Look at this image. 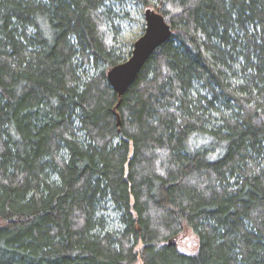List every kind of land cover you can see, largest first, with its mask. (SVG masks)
<instances>
[{
  "label": "trees",
  "instance_id": "1",
  "mask_svg": "<svg viewBox=\"0 0 264 264\" xmlns=\"http://www.w3.org/2000/svg\"><path fill=\"white\" fill-rule=\"evenodd\" d=\"M0 264H264V0H0Z\"/></svg>",
  "mask_w": 264,
  "mask_h": 264
},
{
  "label": "water",
  "instance_id": "2",
  "mask_svg": "<svg viewBox=\"0 0 264 264\" xmlns=\"http://www.w3.org/2000/svg\"><path fill=\"white\" fill-rule=\"evenodd\" d=\"M146 29L135 42L131 56L127 61L114 66L107 72V79L114 91L121 97L136 81L138 74L150 57L172 36V27L164 16L153 9H146ZM120 124V122H119ZM176 244L175 239L169 241L170 246Z\"/></svg>",
  "mask_w": 264,
  "mask_h": 264
},
{
  "label": "rangeland",
  "instance_id": "3",
  "mask_svg": "<svg viewBox=\"0 0 264 264\" xmlns=\"http://www.w3.org/2000/svg\"><path fill=\"white\" fill-rule=\"evenodd\" d=\"M129 7L126 9V12L129 14V17H126L124 13H120L119 15L121 19L118 21V25L120 27L122 36L121 38L124 40L127 47L125 48V53L133 50L135 42L144 34L146 29V21H145V8L141 5L127 3ZM120 8L116 9L120 12ZM129 58V57H128ZM188 236V237H187ZM185 240H182L179 243L181 250L187 253H192L196 250V239L190 233L187 234Z\"/></svg>",
  "mask_w": 264,
  "mask_h": 264
}]
</instances>
